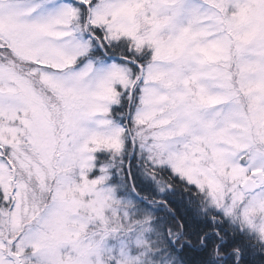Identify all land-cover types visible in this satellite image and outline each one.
I'll list each match as a JSON object with an SVG mask.
<instances>
[{
	"label": "snow or ice",
	"instance_id": "obj_1",
	"mask_svg": "<svg viewBox=\"0 0 264 264\" xmlns=\"http://www.w3.org/2000/svg\"><path fill=\"white\" fill-rule=\"evenodd\" d=\"M49 3L0 0V264H38L28 194L69 165L99 223L126 141L264 242V0Z\"/></svg>",
	"mask_w": 264,
	"mask_h": 264
},
{
	"label": "trees",
	"instance_id": "obj_2",
	"mask_svg": "<svg viewBox=\"0 0 264 264\" xmlns=\"http://www.w3.org/2000/svg\"><path fill=\"white\" fill-rule=\"evenodd\" d=\"M93 53L103 55L101 49ZM105 53L114 57L110 52ZM136 156L124 157L112 180L120 187L119 195L133 203L130 212L135 222L150 217L146 226L151 229L154 246L162 257H169L176 264H264V242L248 234L246 227L239 229L237 224L209 208L201 191L176 179L166 167L157 168L153 175L148 161L137 160ZM132 225L131 231L135 232L145 226ZM175 231L182 239L173 244ZM201 236L207 247L198 242ZM107 241L113 244L115 238L109 237ZM213 245L219 246L224 255L211 256ZM232 248L240 251L232 252Z\"/></svg>",
	"mask_w": 264,
	"mask_h": 264
},
{
	"label": "clouds",
	"instance_id": "obj_3",
	"mask_svg": "<svg viewBox=\"0 0 264 264\" xmlns=\"http://www.w3.org/2000/svg\"><path fill=\"white\" fill-rule=\"evenodd\" d=\"M78 185L79 178L71 165L58 171L55 182L49 181V191L40 192L32 183L28 195L35 214L25 222L31 224L35 232L33 254L38 264H111L114 259L116 264H136V257H113L104 248L109 237L127 234L133 228L132 224H121L118 202H105L98 223L90 210L94 198L85 197ZM142 221L135 223L142 224ZM214 250L215 245L210 249L213 255Z\"/></svg>",
	"mask_w": 264,
	"mask_h": 264
},
{
	"label": "rangeland",
	"instance_id": "obj_4",
	"mask_svg": "<svg viewBox=\"0 0 264 264\" xmlns=\"http://www.w3.org/2000/svg\"><path fill=\"white\" fill-rule=\"evenodd\" d=\"M61 2L62 0H55L56 4H59ZM41 3H42V7L45 9L50 10L53 7L52 3H49V0H41ZM101 51L103 55L102 57L100 56V58L103 60V63L104 64L111 63L114 58L109 62L107 58H104L107 55L104 49H101ZM92 56L93 58L96 57L93 55V53ZM97 64L99 66L100 61H97ZM114 120L121 121L122 117L114 114ZM136 149L139 152H135ZM134 155H138L136 156L137 160L138 159L143 160L144 158V160L145 161L147 160L148 161L147 163L149 164L147 152L141 149L139 146L133 145L131 141L125 142L124 148L119 154L114 155L113 153H110L108 151L98 152L96 154L97 167L92 171L91 178H98L102 175L105 177L102 187L106 191L110 190L113 200L118 202V207H117L118 214H120L123 218H126V221L129 224L136 225L137 223H135L134 219L132 218V214L130 212L131 207L132 210L134 208L133 203L128 198H123L119 195L121 192L120 187L118 186L116 181L114 182V180H112L118 174V172L116 171H118L117 166L119 165V162H121L122 159L126 156L131 158L132 156L134 157ZM101 168H104L105 171L102 172L100 170ZM208 202L211 206L216 207L210 201V199ZM235 220H237V222L241 224L242 229L245 227L240 220L231 218V221L233 223H235ZM133 232H135V230L130 231L124 235L117 234L113 244H110L107 241L109 240L108 238L104 244L105 250H107L113 257H121V256L136 257L138 264H176V262L171 260L169 257L166 256L162 257V255H160L159 250L154 246V238L151 233L152 231L149 228L147 229L146 225L145 226L142 225L141 228L139 227V231H136L135 234H133ZM246 232L248 234L253 235L254 237H257L256 233L251 231L247 227H246ZM173 235L175 237L172 240L173 244H175L177 241H179L180 243L182 239V235L178 234L177 231H175Z\"/></svg>",
	"mask_w": 264,
	"mask_h": 264
}]
</instances>
